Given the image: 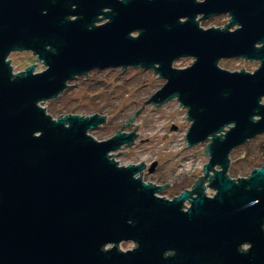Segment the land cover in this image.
Listing matches in <instances>:
<instances>
[{
  "label": "water",
  "instance_id": "obj_1",
  "mask_svg": "<svg viewBox=\"0 0 264 264\" xmlns=\"http://www.w3.org/2000/svg\"><path fill=\"white\" fill-rule=\"evenodd\" d=\"M221 13L225 26L199 25ZM15 50L44 68L13 72ZM182 57L193 61L172 65ZM239 57L259 64L218 65ZM129 66L165 80L143 103L186 108L187 147L207 141L203 174L172 198L136 175L143 160L112 153L133 143L139 124L120 128L143 104L102 140L88 130L106 115L40 105L90 70ZM262 97L264 0H0V264H264V161L227 173L230 151L264 132Z\"/></svg>",
  "mask_w": 264,
  "mask_h": 264
},
{
  "label": "rangeland",
  "instance_id": "obj_2",
  "mask_svg": "<svg viewBox=\"0 0 264 264\" xmlns=\"http://www.w3.org/2000/svg\"><path fill=\"white\" fill-rule=\"evenodd\" d=\"M227 20L228 16L221 14L201 20L199 25L203 28L212 25L221 26ZM103 21L105 19L95 23ZM8 59L15 72L33 62L36 63V71L44 68L41 61L34 60V55L30 51H12ZM192 61V57H182L173 61L172 65L181 68L190 65ZM218 65L231 71L240 70L243 67L244 70L252 72L257 68L258 61L220 59ZM152 73V69L132 66L121 70L120 67L93 69L87 73L86 77V74L80 75L68 81V86L58 96L40 102V105L45 107L52 118H56L61 113V115L67 113L89 115L97 112L106 115V120L101 126L88 130L91 136L102 140L113 135L143 104L140 112L132 120L133 124L123 125L120 128L121 131L128 132L134 129L135 124H139L134 129L138 134L133 143L122 146L112 153L126 150L113 155L121 165L143 160L148 167L156 161L155 169L149 172L146 167L141 176L145 181H154L162 185L168 182L169 185L157 194L171 197L179 190L189 189L198 175L203 174V164L207 162L208 155L201 147L207 141L189 147L184 144V134L190 121L185 120L186 108H179L176 98L156 107H152L153 104L146 101L143 103L165 81ZM261 101L264 103V97ZM263 139L264 132L230 151L229 158L239 157L247 151L246 158H239L231 163L232 169H237V174L235 175L229 169L230 177L246 176L254 168V163L250 159L258 151ZM205 191L208 195L213 193L209 187H206ZM133 245L132 241H123L119 243V248L126 250Z\"/></svg>",
  "mask_w": 264,
  "mask_h": 264
},
{
  "label": "flooded vegetation",
  "instance_id": "obj_3",
  "mask_svg": "<svg viewBox=\"0 0 264 264\" xmlns=\"http://www.w3.org/2000/svg\"><path fill=\"white\" fill-rule=\"evenodd\" d=\"M221 14H226V15L228 16V20H227V22H228V21H229V15H228V13H221ZM221 14H213V15H211V16H208L207 18H210V17H213V16H217V15H221ZM199 17H200V15L197 16V18H199ZM207 18H205V19H207ZM202 20H204V19H202ZM200 21H201V20H199V23H200ZM227 22H226V23H227ZM226 23H225V24H226ZM225 24H224L223 26H225ZM223 26H211V27H223ZM201 27H202V26H201ZM235 27H236V25H231V26L229 27V29L232 30V29H234ZM259 45H261V44L258 43L257 46H259ZM15 51H17V50H15ZM24 51H29V50H24ZM11 52H12V51H11ZM11 52H10V53H11ZM17 52H20V51H17ZM30 52H31V51H30ZM31 53H32V52H31ZM8 55H9V54H8ZM33 55H34V54H33ZM7 59H8V56H7ZM222 59H243L244 61H247V60H245V59L242 58V57H239V58H222ZM34 60H35V55H34ZM35 61H38V60H35ZM250 61H257V60H250ZM33 63H34V62H33ZM30 64H31V63H30ZM30 64H29V65H30ZM258 64H259V61H258ZM10 65H11V62H10ZM27 66H28V65H27ZM27 66H26V67H27ZM26 67H25V68H26ZM35 67H36V64H35ZM11 68H12V65H11ZM25 68H23V69H25ZM23 69H22V70H23ZM12 71H13V70H12ZM19 71H21V70H19ZM13 72H15V71H13ZM16 72H17V71H16ZM34 72H36L35 69H34ZM135 163H138V162H135ZM156 164H157V163H156ZM149 166H150V165H149ZM149 166L147 167V165H146V163H145V167H144L141 171H139V172L136 174V175L140 176L141 179H142L143 181H145V180H144L143 177L141 176V173H142V171H143L146 167H147V170H148ZM155 167H156V165H155ZM155 167H154V169H155ZM154 169H153V170H154ZM153 170H152V171H153ZM150 172H151V171H150ZM149 182L155 183L154 181H149ZM155 184H158V183H155ZM158 185H162V184H158ZM168 185H169V184H165V185H163V186H164V188H165V187L168 186ZM164 188H163V189H164ZM163 189H162V190H163ZM182 190H183V189H182ZM182 190H179L178 193H176V192L173 193L171 197H168V196H163V197H166V198H172L173 196L179 194ZM158 195H159V194H158ZM161 196H162V195H161Z\"/></svg>",
  "mask_w": 264,
  "mask_h": 264
},
{
  "label": "trees",
  "instance_id": "obj_4",
  "mask_svg": "<svg viewBox=\"0 0 264 264\" xmlns=\"http://www.w3.org/2000/svg\"><path fill=\"white\" fill-rule=\"evenodd\" d=\"M247 151L245 153H243L242 155H240L239 157H231L230 162H229V168L227 173H229V171L231 170L235 175L237 174V169H232L231 167V163H233L234 161L238 160L239 158H246ZM252 163H254V166H260L261 163L264 161V139L260 142V146L258 151L256 152V154L250 159ZM230 169V170H229Z\"/></svg>",
  "mask_w": 264,
  "mask_h": 264
}]
</instances>
